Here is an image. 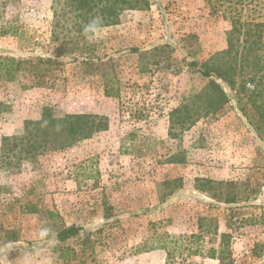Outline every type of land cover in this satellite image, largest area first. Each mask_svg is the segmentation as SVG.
Here are the masks:
<instances>
[{"label": "rangeland", "instance_id": "374dc122", "mask_svg": "<svg viewBox=\"0 0 264 264\" xmlns=\"http://www.w3.org/2000/svg\"><path fill=\"white\" fill-rule=\"evenodd\" d=\"M129 2L107 26L73 0H0V62L20 64L11 82L0 71V261L220 264L208 251L228 233L230 264H264V119L247 101L264 88V48L263 79L219 81L230 96L219 112L195 124L175 113L203 107L199 68L228 49L225 14L264 22V0ZM70 116L106 127L72 141L53 122ZM200 218L213 222L197 240ZM71 226L80 236L60 243Z\"/></svg>", "mask_w": 264, "mask_h": 264}, {"label": "trees", "instance_id": "16d2710c", "mask_svg": "<svg viewBox=\"0 0 264 264\" xmlns=\"http://www.w3.org/2000/svg\"><path fill=\"white\" fill-rule=\"evenodd\" d=\"M129 1L131 0H73L75 11L78 15L84 16L97 9L103 16L104 25L107 26L117 23L118 13L123 7L125 8L129 5ZM215 11L218 13V10ZM230 15L229 18L226 14L224 16L231 24V31L228 34V49L213 56L201 64L199 68V73L204 78L210 80L204 90L203 96L199 97L200 101L202 100L204 103L203 107L191 114L192 111L184 105L182 109H177L175 112L180 113L181 110H185L186 114H190L189 118L193 119L191 124H195L201 117L203 118L219 112L230 102L229 94L219 81L224 83L230 90H235L237 76L248 77L252 83L263 79V68L259 52L264 48V41L262 39L264 22H257L253 19L243 21V15L239 13L232 12ZM8 32H4L3 30L0 35H6ZM141 56L142 58L144 57L143 55ZM2 60L0 62V71H4L6 81L11 82L14 80L15 70L19 68L20 64L17 65L15 58H5ZM48 62H52V60L49 59ZM192 64L196 67L199 66L197 62H193ZM106 95L111 96L110 94ZM247 101L259 114V122L262 121L264 119V88L258 87L253 91H247ZM1 112H4V110L0 109ZM53 122L64 124L65 131L72 141L89 139L96 132L104 130L106 127L104 122L96 121L94 118L92 119L87 116H70L64 120ZM206 183L210 184L211 182L207 181ZM28 213L35 214L38 213V210L32 207L28 210ZM199 222L200 234L198 236L193 235L197 240H200L203 234L211 233V229L207 228V225L204 223L213 222V220L200 218ZM213 230L216 233L218 232L216 226H214ZM81 231L82 228L71 226L56 230L55 235L60 243H65L80 236ZM6 238L8 241L14 242L17 239V234L13 231H7ZM230 239V234H220L219 248L208 251L210 258L218 260L220 264L232 263L229 248ZM199 253H201L199 249L193 252L195 255ZM168 264H175V262L174 260H170Z\"/></svg>", "mask_w": 264, "mask_h": 264}, {"label": "clouds", "instance_id": "9594fccd", "mask_svg": "<svg viewBox=\"0 0 264 264\" xmlns=\"http://www.w3.org/2000/svg\"><path fill=\"white\" fill-rule=\"evenodd\" d=\"M84 34L90 39L97 37L102 32V20L100 17L92 18L83 28ZM52 235V229L50 227H42L38 230L37 239L41 242H48L49 237ZM0 264H4L0 261Z\"/></svg>", "mask_w": 264, "mask_h": 264}]
</instances>
